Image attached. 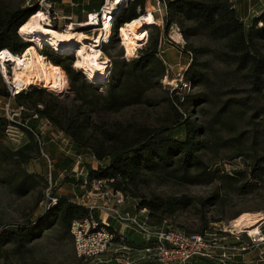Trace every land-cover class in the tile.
<instances>
[{
  "label": "rangeland",
  "instance_id": "374dc122",
  "mask_svg": "<svg viewBox=\"0 0 264 264\" xmlns=\"http://www.w3.org/2000/svg\"><path fill=\"white\" fill-rule=\"evenodd\" d=\"M127 1L130 0H120L112 10H118L119 7H122L118 4L122 5V3ZM114 4L115 0H104V6L99 11V17L97 18L96 14L92 13L94 16L92 21H90L91 14L89 19L85 15L82 18H78L77 21L72 20L69 22L66 18H61V15L56 13L58 7H52L47 0H0V17L16 12L18 9L35 7L36 11L33 15L39 17L40 25L45 27L48 24L47 28L56 33L67 31L68 25H71L76 33L81 32L86 35L88 37L85 42L86 47L92 46L93 49L100 51V55L97 54V58L100 62L104 61L106 63L104 65L105 73L94 76L93 79L85 74V70L82 67L76 68L74 66L80 56L79 47L70 46L71 48L56 50L52 46L47 45L52 50L54 49L58 55L73 56L74 64L72 67L77 72H81L87 82L98 87L107 85L112 62L124 63L138 58V50L140 48L144 47L152 38L159 39L160 37L157 58L164 64L165 72L163 76H158L156 70L152 71L147 81L142 83L143 98L140 104L125 106V108L117 109L110 113L97 111L95 115L90 116V121L97 124V127L107 130H114L119 126L126 127L127 125L145 126L154 131L169 128L168 134H173L174 138L181 140L184 134L176 133L178 127L172 126L178 115L171 106L172 103H177L178 114L182 115V118L189 120L195 126L207 128V135L214 142V147L210 151L201 152L200 155L208 169L212 173L214 172V177L187 184L181 183L174 178L172 179L161 172L144 173L138 183L131 188L136 198L130 195H127V197L123 195L126 210L127 212L129 211L128 209L132 210L131 212L137 214L138 217H148L147 210H139L138 208L140 200H149L154 197L166 199L184 196L192 201L189 207L175 211L174 214L167 216L156 227L176 229L190 235L203 233L205 229H212L216 226L219 229L231 231L235 235L228 240L229 245L243 246L248 244V233H238L237 230L229 227L235 217L243 213H259L264 216V180L255 183L251 180L244 181L239 179L231 183H224L223 180L226 176H233L232 174L235 170H246V167L242 158H233L236 153L234 146L230 145L227 148L215 147L217 146L215 143H218V141L214 136L220 135L223 139L230 140L238 132L248 133L252 128L250 118L254 112L253 109L262 105L263 101L251 91L250 85L243 79L242 73L236 72L232 65L229 66L219 62L213 57L211 52L209 53L205 50L197 57H194V61L197 65L199 64L198 68H200L201 73L207 80L201 83H191L188 78L184 77L185 71L192 62L193 54H188L183 49L185 45L184 39L180 37V44L172 40L173 33L179 34L177 26L173 25L169 29L168 35L164 36L162 33L164 27L162 22L163 7L161 6L162 9L160 8V11H158L155 0H146L144 7V15L148 13L152 15L154 27L145 28L147 37L135 48L134 54L128 56L119 33L120 29L118 28L116 33L111 30V19L114 15L112 16L108 12L110 11L109 8L111 9ZM105 19L108 20L106 21ZM110 21V31L106 33L107 25ZM91 23L92 25L89 26ZM21 38L24 42L29 43L28 46L37 45V52L47 46L45 44L39 45L33 39L25 36H21ZM174 38L176 39L175 36ZM189 42L196 49H222L220 43L210 41L205 34L192 38ZM103 45H106V47L102 51ZM177 45L178 47H176ZM81 52L83 54L90 53L88 47L84 52ZM2 65L4 70L0 65V74L4 72L8 81H11L12 69L9 62H2ZM47 65H49V61H47ZM62 79L64 87L59 92L48 89L44 85L37 86L34 83L27 84V89L29 87L32 89H45L44 96L36 98L38 104L35 109L40 110L44 106L50 107L53 116L65 124V122L75 116L79 104L69 91L70 87L68 86L66 74L65 78L62 76ZM3 86V78H1L0 87L2 88ZM103 90L100 89L99 91ZM235 99H240L247 106L243 107L242 110L231 113V122L234 123V127L231 128L229 125L220 132L217 129L218 127L213 126L212 118L222 103ZM5 104H10V109L13 110L23 105L26 111L22 112L18 118H14V121L18 125L26 121L29 126L35 125L34 133L39 135L41 145L39 144L38 152L36 149L32 151V159L29 163L22 164L19 167L10 161L0 167V233L1 231L14 232L18 226H27L29 223L38 228L37 231L30 232L23 237L11 236L7 239H1L0 264H98L94 259L77 257L74 237L70 228L67 231L63 226L55 222L45 228H42L41 224L45 222L46 212L51 210V208L46 209L48 206L44 205L46 203L44 199L48 197V193L49 198L73 196L70 199L78 202L75 199L77 196L84 203L86 201L98 203V193L96 194V192L89 190L87 186L80 188L82 184L78 185L76 181L85 178L88 186L93 184V181L96 180L89 182L85 177L87 172L92 168L97 169L100 164L105 165L108 160L100 163L91 157L87 151L77 155L75 143L65 132L51 122L50 126L45 124V118H42V121L31 120L30 117L35 111L33 106L25 101L20 102L18 99L8 100L5 97L0 104V121L2 122L0 127V149L3 151L10 150L14 152L28 141L33 145L27 133L21 130L20 125L14 124L7 127L9 121L4 110ZM8 115L11 116V113H8ZM257 122L255 133L257 153L262 154L264 149V130L259 124L260 122ZM41 153L54 162L51 180H49L46 163L42 159ZM71 163H73V166L69 170ZM22 171L35 175L40 184L36 188L31 189L29 193L20 196L13 191L9 184L4 183V177L7 172L11 175H17ZM86 190L89 191L85 192ZM74 192H76L75 195H73ZM210 197H216V201L208 204L207 199ZM121 210L122 207L120 208ZM99 215V212L93 213L94 218H98ZM111 220L112 222L114 221L113 218L109 217V222ZM259 224L258 228L264 224V220L259 222ZM113 225L114 222L111 223V226L113 229L116 228ZM261 229L264 234V225ZM128 232V236L125 234L122 236L123 243H127L128 246L145 247L146 243H143L131 230ZM236 237H238V242ZM105 257L106 255L102 259H107ZM197 264L216 263L197 261ZM226 264H264V245L260 244L255 250L251 249L240 253L236 257L230 258Z\"/></svg>",
  "mask_w": 264,
  "mask_h": 264
},
{
  "label": "trees",
  "instance_id": "16d2710c",
  "mask_svg": "<svg viewBox=\"0 0 264 264\" xmlns=\"http://www.w3.org/2000/svg\"><path fill=\"white\" fill-rule=\"evenodd\" d=\"M157 1L165 6V14L162 18L164 36L168 35L169 29L173 25L177 26L179 34L185 40L183 49L188 54H193L192 62L185 71L184 77L188 78L191 83H201L207 80L198 68L199 64L197 65L194 61V57L205 50L211 52L219 62L232 65L236 72L242 73V77L250 85L251 91L263 101L262 105L253 109L254 112L250 118L252 128L248 133L238 132L230 140L223 139L220 135L214 136L218 141L215 143L217 145L215 147L234 146L236 153L233 158H242L246 167V170H235L233 176H226L223 180L224 183H231L239 179L251 180L255 183L263 181L264 149L262 154L257 153L255 133L257 121L260 122L259 124L264 130V14L259 20H253L250 25H245L237 17L230 0ZM103 2L104 0H101L98 8L93 9L86 16L92 13L99 14L104 6ZM145 2L146 0H130L122 3V7H119L111 19V30L116 33L123 24L137 19L139 15H144ZM35 11V7L18 9L16 12L0 17V52L7 50L13 56H17L26 49L25 47L29 43L22 40L18 30ZM67 20L71 21V19ZM153 27L154 24L148 29ZM201 34H205L214 43H220L222 49L194 48L189 41ZM160 40V37L159 39L152 38L138 50L139 52L137 51L138 58L136 59L124 63L112 62L107 85L99 87L87 82L81 72H77L72 67L73 56L58 55L48 45L39 50L38 52L49 61L50 67L57 68L64 78L66 74L69 91L79 104L75 116L65 124L53 116L50 107L44 106L40 110L35 109L38 104L36 98L44 96L45 89L29 87L15 98L20 102L29 103L41 118L47 119L65 132L75 143L77 155L87 151L100 163L108 160L105 165L100 164L95 170L89 169L85 177L89 182L104 180L108 183V188L120 191L126 197L130 195L136 198L131 188L138 183L144 173L161 172L172 179L187 184L214 177V172L212 173L208 169L200 155L203 151H210L214 147V142L209 139L206 127L195 126L178 114L177 103H172L171 106L178 115L172 126L178 127L176 133L184 134L181 140L174 138L173 134H168L169 128L154 131L145 126L127 125L107 130L97 127V124L90 121V116L95 115L97 111L110 113L125 108V106L140 104L143 98L142 83L147 81L152 71L156 70L158 76H163L165 72L164 64L157 58ZM102 47L103 51L106 45ZM100 89L104 90L99 91ZM7 96L8 92L4 85L2 88L0 87V98ZM245 106L247 105L240 99L222 103L212 118L213 126L218 127L220 132L229 125L231 128L234 127V123L231 122V113L242 110ZM1 126L2 122L0 121ZM20 128L27 133L33 145L28 141L29 143H25L14 152L0 149V167L10 161L20 167V165L31 161L34 149L39 151V144L33 135L35 125L27 124V129ZM67 161L69 162V160ZM72 166L73 163L70 164L69 170ZM82 181L83 178L76 183L79 185L82 184ZM4 183L9 184L13 191L21 196L36 188L40 181L35 175L22 171L17 175L7 172ZM55 198L56 202L52 204L51 210L46 212L45 222L41 224L42 228L55 222L68 231L73 221L83 220L88 216V209L74 203L73 199ZM215 199L216 197L207 199L208 204L216 201ZM191 203L190 198L184 196L166 199L154 197L149 200H140L138 208L147 210L148 222L156 227L167 216L189 207ZM37 230V227L29 223L27 226H18L14 232L1 231L0 240L11 236L23 237Z\"/></svg>",
  "mask_w": 264,
  "mask_h": 264
},
{
  "label": "built area",
  "instance_id": "2783aa9c",
  "mask_svg": "<svg viewBox=\"0 0 264 264\" xmlns=\"http://www.w3.org/2000/svg\"><path fill=\"white\" fill-rule=\"evenodd\" d=\"M155 4L158 11H160L162 6L165 14V6L157 0H155ZM95 14L97 18L100 15L98 13ZM89 16L87 15V19H89ZM4 52L5 50L0 52L2 69V56H8L3 54ZM6 52L8 51L6 50ZM0 77L3 78V83L6 85L8 92L6 99L8 100L15 99L18 94L27 90V85L14 84L12 81H8L4 72H1ZM1 100L3 99L0 98V103ZM4 110L9 121L7 127L14 124L18 125L14 118H18L22 112L26 111L23 106H19L15 110L10 109V104H5ZM8 113H11V116ZM30 118L31 120H43L36 112ZM44 122L50 126V122L47 119H44ZM19 125L27 129V121L19 123ZM34 137L36 142L40 144L39 135L34 133ZM41 157L46 163V170L49 180H51L54 162L43 153H41ZM107 184L104 180H96L93 181V184H90L91 186H88L87 181L83 178L80 188L87 186L89 190L96 192V194L98 193L97 198L99 201L96 204L91 201L84 203L78 197L76 198L78 202L73 201L82 207H86L89 212L88 216L83 220L73 221L70 225L78 258L84 259L87 257L94 259L98 264H136L141 262L147 264H197V261L226 264L230 258L251 249L255 250L260 244L264 245V234L261 229L264 224L258 228L260 230L259 236L250 237L248 234L249 243L245 244L246 246L229 245L228 240L235 235L231 231L222 230L216 226L212 229H205L203 233L190 235L176 229L152 226L148 222V217H138L137 214H133L130 211H120V208L125 205L123 193L111 190L107 187ZM48 194V197L44 199L46 202L44 205L48 206L46 209L51 208L52 204L56 202V198L51 196L49 198ZM98 212L100 215L98 218H94L93 213ZM109 217L113 218L118 230L112 228ZM121 229L131 230L143 243H146L145 247L139 248L123 243L122 234L119 233ZM236 239L238 242V237ZM105 255L108 258L102 259Z\"/></svg>",
  "mask_w": 264,
  "mask_h": 264
},
{
  "label": "bare ground",
  "instance_id": "6f19581e",
  "mask_svg": "<svg viewBox=\"0 0 264 264\" xmlns=\"http://www.w3.org/2000/svg\"><path fill=\"white\" fill-rule=\"evenodd\" d=\"M120 0H115L114 6L110 9L108 14L115 15L117 10H112ZM108 5V1H107ZM119 6L120 3L118 4ZM118 6V7H119ZM108 8V7H107ZM113 11V12H112ZM107 14V15H108ZM91 15V14H90ZM90 18V16H89ZM94 18L93 14L91 15L90 21ZM107 18V17H106ZM106 21L108 19H105ZM110 20V18H109ZM94 23V22H92ZM92 23L89 25L91 26ZM154 19L150 13L139 16L137 19L123 24L120 27V36L122 38V43L125 46V49L128 52V56L134 54L135 48L139 46V43L147 37L146 27L153 25ZM111 21L108 22L106 33L110 31ZM48 24L44 26L40 25L39 17L36 15L31 16L24 25H22L18 33L21 36H25L33 39L39 45L45 44L50 45L56 50H63V48H71L70 46L80 48V56L75 62V67H82L85 71V74L93 79L94 76L103 75L105 73L106 63L104 61L100 62L97 58V54L100 55V51L93 49L92 46H87L90 53H82L87 49L85 42L88 40V37L81 32H75L71 25H68V29L62 33H56L47 28ZM47 28V29H46ZM176 39H180V35L173 33ZM38 45V46H39ZM37 45L26 46L20 55L13 56L9 52L8 56H2V62H9L11 66L12 73V83L27 85L34 83L37 86L44 85L48 89L61 91L63 90L64 83L61 76V72L57 68L50 67L47 65V58L36 51ZM94 47V46H93ZM92 54V55H91ZM264 220V216L259 213H250V214H241L235 217V219L230 223V227L233 230H237L238 233H248L251 236H259L260 230L258 226L259 222ZM236 231V232H237ZM235 232V233H236Z\"/></svg>",
  "mask_w": 264,
  "mask_h": 264
},
{
  "label": "crops",
  "instance_id": "0c3cea01",
  "mask_svg": "<svg viewBox=\"0 0 264 264\" xmlns=\"http://www.w3.org/2000/svg\"><path fill=\"white\" fill-rule=\"evenodd\" d=\"M47 1L52 7L54 8L58 7L56 13H58V15H61L60 16L61 18L63 17V18L71 19V21L72 20L77 21L78 18L84 17L87 13H90L93 9L98 8V4L101 3V0H47ZM230 2H232L233 4L237 17H239L240 21L245 25H250V23L253 20H259L260 17H262V15L264 14V0H230ZM180 37L182 38L181 34ZM172 38L174 42L180 44L179 39H175L174 36H172ZM176 47H178V45ZM2 102L3 100H1V103ZM75 193L76 192H74L73 195H75ZM72 197L73 196H67L65 199L67 198L70 199ZM76 198L77 196L75 197V199ZM123 210L127 211L125 205L122 207V211ZM128 210L130 212L132 211L130 209ZM113 222L112 220L110 221V223ZM115 224L116 223L114 222V225ZM115 227L118 230V226L115 225ZM119 233L122 234V236H124L123 234L127 236L129 234L127 230H123V229L119 230ZM105 258H108V256H106ZM107 264H113V263H107Z\"/></svg>",
  "mask_w": 264,
  "mask_h": 264
}]
</instances>
